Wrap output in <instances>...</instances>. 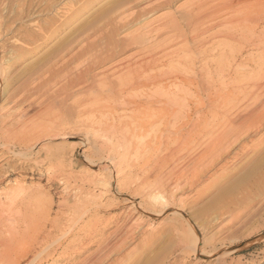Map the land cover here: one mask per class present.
<instances>
[{
  "label": "rangeland",
  "instance_id": "374dc122",
  "mask_svg": "<svg viewBox=\"0 0 264 264\" xmlns=\"http://www.w3.org/2000/svg\"><path fill=\"white\" fill-rule=\"evenodd\" d=\"M83 1L0 0V242L6 240L4 228L23 229L15 223L28 218L32 230L41 228L56 239L55 252L44 254L41 264H264L263 216H252L264 201V104L245 97L247 84L264 75V51L231 39L229 23L210 27L194 44L175 40L166 20L176 18L184 26L182 16L198 0L164 6L159 4L165 0ZM260 1L241 6L254 10ZM251 28L264 36V20ZM152 48L158 58L154 71L192 65L185 75L207 83L212 96L238 91L239 99L204 96L198 113L195 90L178 80L127 89L141 101L171 98L166 108L174 114L150 129L141 127L144 119L134 104L121 98L82 101L92 86L95 94L103 89L99 79L106 76L115 90L124 88L127 76L119 67ZM232 53L240 69L219 71ZM96 60L99 66L77 79ZM236 80L243 88H235ZM255 108L256 120L233 128L225 123ZM201 114L213 129L203 123L194 129ZM232 130L247 137L224 160L212 162L206 146L224 144ZM194 170L200 180L191 189L189 183L183 193L172 188L178 174ZM157 194L168 203L155 202Z\"/></svg>",
  "mask_w": 264,
  "mask_h": 264
},
{
  "label": "bare ground",
  "instance_id": "6f19581e",
  "mask_svg": "<svg viewBox=\"0 0 264 264\" xmlns=\"http://www.w3.org/2000/svg\"><path fill=\"white\" fill-rule=\"evenodd\" d=\"M247 0H223V1H219V0H198L196 3H192L189 7V10L184 14L183 18V22L185 23L184 26H179V22L176 21V18H169L168 21L166 20L165 25L169 24V26L176 31V35L173 37L175 38V40H181L182 42L186 44H194V42H196L197 37L201 34L206 33L210 27H214V26H218V25H223V23H229L230 28L233 29V33H229L228 30H226L229 34V37L231 39H238V40H243V42H245V44H247L248 46L251 45L252 47H254L255 49H259V50H263L264 51V36H261L262 33L258 32L257 29H253L251 28L253 26V24H259L261 23V21L264 20V0H261L259 2V4L257 5V7H255V9L251 10L249 8L246 7H242L241 4L246 2ZM90 1L89 0H84L82 3L83 4H88ZM171 0H165L163 3L159 4V6H164L167 5L168 3H170ZM82 5V4H81ZM243 5V4H242ZM85 7V6H84ZM72 8L70 7L69 10H71ZM73 10V9H72ZM78 10V9H77ZM76 11V10H75ZM73 12V11H71ZM75 13V12H74ZM71 14V13H70ZM69 14V15H70ZM78 14V13H77ZM229 15V17H228ZM224 16H226V19H222ZM172 17V16H171ZM67 18V17H66ZM134 18L133 16L131 17V19ZM180 18V17H179ZM181 19V18H180ZM179 21V19H178ZM164 22V20H163ZM181 22V21H180ZM208 22H210L211 24L208 25L207 27H205V24H208ZM91 23V22H90ZM89 23V26L92 25ZM183 24V23H182ZM161 25V24H160ZM250 25H252L251 27H249ZM88 26V27H89ZM148 26V25H147ZM164 25H162L163 27ZM87 27V28H88ZM166 27V26H165ZM168 27V26H167ZM228 28V25L225 26V28ZM160 28V27H159ZM229 28V30H230ZM211 29V28H210ZM224 29V28H223ZM83 30V29H82ZM169 30V29H168ZM162 31L164 32V29H162ZM161 31V32H162ZM173 31V32H174ZM165 32H166V28H165ZM170 32V31H169ZM226 32V33H227ZM79 33V32H78ZM218 33V32H217ZM223 33V32H222ZM225 33V34H226ZM93 34H95V32H93ZM219 34V33H218ZM217 34V35H218ZM224 34V33H223ZM222 34V35H223ZM224 34V35H225ZM227 34V35H228ZM104 36V35H103ZM172 37V38H173ZM228 37V38H229ZM134 39V38H133ZM196 40V41H195ZM200 40V38H199ZM201 39L200 41L202 42ZM31 41V39H30ZM180 41V42H181ZM42 42V41H41ZM164 42V41H163ZM171 42V41H170ZM198 42V41H197ZM241 42V41H240ZM239 42V43H240ZM200 43V42H199ZM162 43H159V45H161ZM164 44V43H163ZM10 46V45H9ZM89 46V45H88ZM154 46V45H153ZM158 46V44L156 45ZM155 46V48H156ZM163 46V45H162ZM190 46V45H189ZM161 46L158 47V49H160ZM243 48V47H242ZM5 49V47H4ZM3 49V50H4ZM153 51L152 52H148V55H143L142 57L140 56V58H136L134 60H131L128 58V60L125 59V61L122 63V65L119 67V70H124V75H126L127 77H124V82L122 81V83H125V87H121L120 89H116L114 87V84L110 81L109 77H103L102 79H99V81L101 82V87L103 88L100 92L97 91V93L95 94V90L94 87L92 86L91 88H89L88 90L84 91V96L87 95L86 97H84L82 99V101L87 102L88 101H92V103L95 104H99V101L102 102L104 99H113V98H121L123 100L121 101H125L126 104H134L135 110L137 113H140L141 118L140 119H144L142 120V124L141 127L143 129H147L149 128H153L157 123H159V121L161 120H167L166 117L168 116H172L173 114L170 113L169 109H167V105L170 103L171 98L167 97V98H160V97H153L150 98L149 97L146 101H141L140 99H138L137 97H129L128 94H126L127 89L130 90H139L140 88L146 87L150 84H156L159 81L165 80L166 78L169 79H173V80H178L182 83H184L185 85L189 86L190 88H193L192 90L194 92V96L196 97V103L197 108L195 110H197V112H202L199 111L200 109H202L201 105H202V100L203 97H209L208 99H213V100H218V98H220V100H223L224 102H228V103H233L234 101H237L239 99V94L237 93L238 89H236V93H232L231 95H225V96H220L218 95V93H214L213 95H211L210 90L206 87L205 88V82L202 81V83H199L198 81H196V79L194 78H190V76H186L185 74H187V71H190L189 73H191L192 68H190L191 66L188 65L185 67L184 70L181 69V71L179 72H156L154 71L158 65L157 61L158 58H156V54L157 52L154 51V48H152ZM253 49V48H252ZM78 50V49H77ZM157 51V48L155 49ZM14 51V50H13ZM11 51V52H13ZM149 51V50H148ZM1 53V52H0ZM6 53V52H5ZM203 53V52H202ZM241 53V52H239ZM229 54V53H228ZM227 54V55H228ZM238 54V53H237ZM264 54V53H263ZM20 56V55H19ZM18 56V57H19ZM17 57V58H18ZM22 55L19 57L21 58ZM8 58V57H7ZM134 58V57H133ZM239 57L238 55H236L235 53H232L231 55L228 56L227 61L225 62H220L218 64V68L219 71H227L230 72L232 68L236 67H240L239 65H241L239 62ZM6 60V59H5ZM2 61V60H1ZM65 61V60H64ZM8 62V61H7ZM66 62V61H65ZM68 62V61H67ZM218 63V62H217ZM264 63V62H263ZM63 64V63H62ZM121 64V63H120ZM2 65V64H1ZM260 65V63H259ZM63 66V65H62ZM99 66L97 60L95 61V63L90 62L88 63V65L84 68V70L80 71V76L77 78L79 79L83 74V76L89 75V72H92L93 70L96 69V67ZM235 66V67H233ZM66 67V65H64V67H61L62 69H64ZM255 67V66H254ZM262 75L264 74V65L259 66ZM60 68V69H61ZM61 69V70H62ZM234 69V70H235ZM254 69V68H253ZM4 70V69H3ZM1 70V76H3L4 71ZM60 70V71H61ZM84 71V73H82ZM117 71V72H118ZM88 73V74H86ZM197 73V72H195ZM235 73V72H234ZM257 73V72H256ZM142 74H146V76L142 75ZM218 74V73H217ZM222 74V73H221ZM108 75V74H107ZM190 75V74H187ZM260 75V72H259ZM221 76V75H220ZM261 76V75H260ZM91 77V76H90ZM93 77V76H92ZM206 77V76H205ZM240 77V76H239ZM94 78V77H93ZM119 79V77H117ZM2 79V78H1ZM70 79V78H69ZM76 79V80H77ZM263 79V80H262ZM87 80V79H86ZM90 80V79H89ZM97 80V79H96ZM121 80V79H120ZM119 80V81H120ZM172 80V81H173ZM210 80V79H209ZM241 80V79H240ZM240 80H236L237 85L235 88H243L242 86V82ZM73 81V80H72ZM71 81V82H72ZM256 81V80H255ZM260 81V82H259ZM94 82V80L92 81ZM99 82V83H100ZM74 84V83H73ZM123 84H120L123 85ZM66 85V84H65ZM76 85V84H75ZM97 85V84H96ZM246 85V84H245ZM98 86V85H97ZM247 86H250V91L247 93L243 92L246 94V99H251L254 101H257V103L259 105L264 104V94H259V91L264 92V75L262 78H260L257 82H253L252 84H247ZM37 87V86H36ZM227 87V86H226ZM248 88V87H247ZM2 89V88H1ZM98 89V90H99ZM176 90V89H175ZM217 90V89H215ZM76 91V90H75ZM158 91V90H157ZM181 90H179L178 93H180ZM233 91V90H232ZM73 92V91H72ZM216 92V91H215ZM173 93V92H172ZM1 94V92H0ZM95 94V95H93ZM170 94V93H169ZM182 94V93H180ZM259 94V95H258ZM127 95V96H125ZM174 96H176V94H173ZM263 95L262 100L258 99V96ZM169 96V95H168ZM189 96V95H188ZM193 96V97H194ZM177 97V96H176ZM174 98V97H173ZM187 98V97H186ZM258 99V100H256ZM102 100V101H101ZM114 100V99H113ZM116 100V99H115ZM176 100V99H175ZM250 100V101H251ZM205 101V98H204ZM219 101V100H218ZM252 101V102H254ZM80 102V101H79ZM78 102V104H79ZM122 102V103H125ZM82 103V102H81ZM90 103V102H88ZM238 103V102H237ZM77 104V105H78ZM155 104H158V106H156ZM89 105V104H88ZM154 105L156 106V108H153ZM227 105V104H226ZM79 107V106H78ZM201 107V108H200ZM254 107H257V105ZM253 107V108H254ZM264 107V105H263ZM229 108V107H228ZM95 109V108H93ZM97 109V108H96ZM181 109V108H180ZM264 109V108H263ZM94 111V110H93ZM92 111V112H93ZM105 111V110H104ZM149 111V112H148ZM257 108L253 109V110H249L247 113H245L244 115H239L235 114L236 116L233 115L232 118H227V120L225 121V123L229 124V126L231 128H233L231 125H240L242 123L245 122H250L253 120H256L259 116V113L256 112ZM189 112V111H188ZM239 112V110H238ZM134 113V112H133ZM204 114V113H203ZM243 114V113H242ZM8 115V114H7ZM202 115V114H201ZM197 121H195L193 124L194 125V129L198 128L202 123L203 124H207L209 126H211V122L213 121H208V118L206 115H202ZM230 115V114H229ZM153 116V117H152ZM228 116V115H227ZM14 117V116H13ZM139 117V116H138ZM147 117H151L150 119H147ZM231 117V116H230ZM203 118V119H202ZM62 119V118H61ZM60 119V120H61ZM147 120V121H145ZM145 121V122H144ZM140 122V123H141ZM55 123V122H54ZM168 123V122H167ZM77 124V123H76ZM162 124V123H161ZM225 124V125H226ZM50 125V124H49ZM160 125V124H159ZM52 126V125H51ZM81 126V125H80ZM92 126V125H91ZM168 126V125H167ZM215 126V125H214ZM213 124H212V128L213 129ZM38 127V126H37ZM95 127V126H94ZM120 127V126H119ZM43 128V127H42ZM45 128V127H44ZM55 128V127H54ZM107 128V126H106ZM111 128V133L112 131L114 132H118L116 129H114V126L111 124V126L109 127V129ZM116 128V127H115ZM51 129V128H50ZM53 129V127H52ZM93 129V128H92ZM105 129V128H104ZM186 129V128H185ZM29 130V129H28ZM36 130V129H35ZM39 130V129H38ZM46 130V129H45ZM48 130V129H47ZM56 130V129H55ZM100 130V129H99ZM108 130V129H107ZM139 130V129H138ZM166 130V129H165ZM209 130V128L207 129ZM206 130V131H207ZM231 130V129H230ZM235 130V129H234ZM234 130H232L231 134L232 135L234 133ZM1 131V130H0ZM50 131V130H48ZM205 131V130H204ZM203 131V132H204ZM205 131V132H206ZM45 131L41 130L38 131L36 134H43ZM90 132V131H89ZM98 132V131H97ZM120 132V131H119ZM165 132V131H164ZM179 131H175V133H177ZM196 132V131H195ZM201 132V131H200ZM202 132V133H203ZM1 133V132H0ZM10 133V132H8ZM23 133V132H22ZM49 133V132H47ZM53 133V132H52ZM165 133H168L165 132ZM11 134V133H10ZM14 134V132L12 133ZM20 134V133H19ZM24 134V133H23ZM29 137L32 136V133H28ZM34 134V133H33ZM46 134V133H45ZM106 134V133H105ZM171 134V133H170ZM174 134V133H173ZM169 135V134H168ZM187 135V134H185ZM203 135V134H201ZM225 135V134H224ZM223 135V136H224ZM228 135V134H227ZM225 135V139L226 136ZM229 135V136H230ZM2 136V135H1ZM21 136V135H20ZM199 136V135H198ZM221 136V135H220ZM219 136V140H221L223 136L220 137ZM243 136V137H242ZM18 137V136H16ZM27 137V136H25ZM28 137V138H29ZM170 137V136H169ZM247 137V134H233L232 136H230V138H228L227 136V140L223 143H218L215 145H211V147L206 146L205 149V154L208 155L212 162L217 163V162H221L222 160H224L223 158H225L227 155L230 154L231 149L236 146V145H240L241 141H243L245 138ZM23 137H21L20 139H22ZM221 138V139H220ZM31 139V138H30ZM28 140V139H27ZM21 142V141H20ZM27 142V141H26ZM211 142L214 143V140H212ZM220 142V141H219ZM208 144V143H207ZM211 144V143H210ZM236 148V147H235ZM9 149V148H8ZM262 151V150H261ZM262 154V153H261ZM209 159V158H208ZM167 162V161H166ZM197 163V162H196ZM214 165V164H213ZM184 173H180L175 177L174 182L172 183V188L175 191H180V192H184V184L189 183L190 185V189L193 186V180H195V182H197L198 180H200L199 177V173L196 172L195 170L187 176L184 175ZM261 182V181H260ZM18 183V182H17ZM15 183V184H17ZM19 184V183H18ZM183 185V186H182ZM19 187V186H17ZM12 188V187H11ZM14 188V187H13ZM20 188V187H19ZM18 189V188H17ZM174 191V192H175ZM169 192V191H168ZM11 193V192H10ZM176 194V193H175ZM155 196V195H154ZM164 196V195H163ZM154 201L155 202H159L162 201L166 203L167 200L165 199V197H162L161 194H157L156 197H154ZM152 200V197H151ZM153 201V200H152ZM68 202V201H67ZM158 203V204H159ZM161 204V203H160ZM73 209V208H72ZM256 209V208H255ZM80 210V209H79ZM255 211V210H254ZM253 211V212H254ZM72 214V213H70ZM252 214V213H251ZM263 216L262 219L264 221V201L261 202L259 209L257 211H255L252 216ZM18 216V215H17ZM251 217V215L249 216ZM257 217V218H258ZM4 218V217H3ZM12 218V217H10ZM27 218V217H26ZM238 218L240 219L239 215L235 216V219ZM1 219V218H0ZM28 219V218H27ZM27 219H21L18 218L17 223L15 224H20L22 225L23 229H17L15 230H10V231H4L6 226L2 227L4 228V230H2L3 234H5L6 236V240L4 242H0V249L3 250L2 252H0V264H36L35 262L38 261V264H41L42 261V256L44 254H48L49 251H53V253L55 252L54 249V245L56 244V239L55 238H50L47 236V234H49V232H45L42 231L40 229L34 228L32 230L31 226L29 225L30 223L28 222ZM48 219V218H47ZM259 219V218H258ZM5 220V218H4ZM9 220V219H7ZM43 220V219H42ZM233 220V219H232ZM237 220V219H236ZM247 221V219H245ZM245 220L242 221V224H246ZM13 222H15V220H12ZM30 221V220H29ZM48 221V220H46ZM3 222V220L1 221ZM5 223H8V221H4ZM11 223V220L9 221ZM12 222V224H13ZM241 222V221H240ZM244 222V223H243ZM51 223V222H50ZM264 223V222H263ZM45 224V223H44ZM241 224V223H239ZM238 224V225H239ZM239 225L237 226L236 230L238 231L239 228H242L243 225ZM262 224V223H261ZM260 224V225H261ZM2 225V224H1ZM0 225V226H1ZM11 225V224H8ZM16 226V225H15ZM264 226V225H263ZM14 227V225H13ZM40 227V225L38 226ZM12 228V227H11ZM15 228V227H14ZM43 228V227H42ZM37 229V230H36ZM47 229V228H46ZM52 229V228H51ZM58 229V228H57ZM44 230V229H43ZM52 231V230H51ZM50 231V232H51ZM53 232V231H52ZM235 233V232H234ZM236 234V233H235ZM51 235V234H50ZM4 236V237H5ZM235 236V235H234ZM52 237V236H51ZM247 237V236H246ZM55 239V240H54ZM58 244V243H57ZM57 247H60L59 244ZM57 249V248H56ZM57 251V250H56ZM50 254H52V252H50ZM46 256V255H44ZM47 257V256H46ZM52 257V256H51ZM107 258V257H106ZM105 260V259H103ZM234 262V261H233ZM100 263V262H99ZM98 261L96 263H92V264H99ZM87 264V263H86ZM101 264V263H100ZM240 264V263H239Z\"/></svg>",
  "mask_w": 264,
  "mask_h": 264
}]
</instances>
